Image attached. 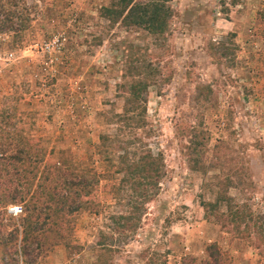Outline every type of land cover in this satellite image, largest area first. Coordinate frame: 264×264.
Masks as SVG:
<instances>
[{
    "label": "rangeland",
    "instance_id": "374dc122",
    "mask_svg": "<svg viewBox=\"0 0 264 264\" xmlns=\"http://www.w3.org/2000/svg\"><path fill=\"white\" fill-rule=\"evenodd\" d=\"M23 2L28 28L18 38L0 32V98H18L15 128L39 138L55 158L61 153L99 174L136 148L162 163L157 194L134 233L107 238L106 252L96 245L99 232L111 234L109 217L125 210L110 193L120 178L113 174L99 180L70 238L34 264H94L98 255L106 264H141L142 255L178 264L184 254L201 257L213 241L231 264H264L206 224L200 206L214 193L202 185L221 175L232 180L227 193L235 202L264 213V0H171L160 37L110 25L98 12L110 0ZM139 80L147 87L134 97L143 104L126 126L118 116L135 100L126 85ZM99 135L117 147L97 148Z\"/></svg>",
    "mask_w": 264,
    "mask_h": 264
},
{
    "label": "trees",
    "instance_id": "16d2710c",
    "mask_svg": "<svg viewBox=\"0 0 264 264\" xmlns=\"http://www.w3.org/2000/svg\"><path fill=\"white\" fill-rule=\"evenodd\" d=\"M170 1L110 0L98 12L110 25L139 29L160 37L172 17ZM29 10L23 0H0V32L10 33L11 38L21 36L28 28ZM261 16L264 20V10ZM57 34L64 38V34ZM219 47L223 48V44ZM146 87L147 84L139 80L127 84L126 92L134 97ZM10 98H0V249L6 257V262L1 264H34L54 246L69 239L77 214L89 207V196L99 180L113 174L120 178L116 184H110V193L125 210L109 217L113 224L111 234L99 232L96 245L106 252L111 246L105 243L107 238L134 233L139 228L145 204L157 194L162 175L160 157L153 156L147 149L136 148L133 153L122 152L116 164L108 160L106 173L78 168L62 158L61 153L56 158L52 156L53 150H47L39 138L23 135L15 128V116L20 114L19 100ZM141 104L136 98L128 101L118 116L122 123L127 126ZM141 110L144 112V106ZM192 137L195 138L194 134L189 137V144L193 146ZM98 140L97 148L103 151L117 147L116 141L108 136L99 135ZM187 150L193 152L191 146ZM213 157L216 163H221L220 157L216 154ZM233 185L229 176L221 175L215 176L213 184L202 185V188H214L213 200L200 202L202 220L218 226L229 242H240L251 248L257 261H264V213L253 212L245 202H235L227 193ZM10 204L23 207V214L16 220L6 213ZM4 218L8 224L2 223ZM99 256L94 264H106ZM142 256L141 264H156L152 255L145 260ZM231 259V255L213 241L203 247L201 257L184 254L178 264H231Z\"/></svg>",
    "mask_w": 264,
    "mask_h": 264
},
{
    "label": "clouds",
    "instance_id": "9594fccd",
    "mask_svg": "<svg viewBox=\"0 0 264 264\" xmlns=\"http://www.w3.org/2000/svg\"><path fill=\"white\" fill-rule=\"evenodd\" d=\"M7 211L12 217L19 218L23 214V207L19 204H10Z\"/></svg>",
    "mask_w": 264,
    "mask_h": 264
},
{
    "label": "built area",
    "instance_id": "2783aa9c",
    "mask_svg": "<svg viewBox=\"0 0 264 264\" xmlns=\"http://www.w3.org/2000/svg\"><path fill=\"white\" fill-rule=\"evenodd\" d=\"M6 213L9 215V216H11L9 213H8V211L6 210ZM12 217V216H11Z\"/></svg>",
    "mask_w": 264,
    "mask_h": 264
}]
</instances>
